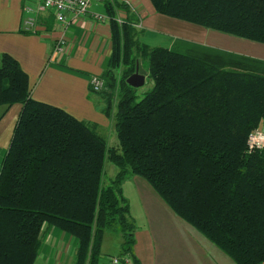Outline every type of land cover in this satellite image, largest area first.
I'll return each instance as SVG.
<instances>
[{"label":"trees","instance_id":"obj_1","mask_svg":"<svg viewBox=\"0 0 264 264\" xmlns=\"http://www.w3.org/2000/svg\"><path fill=\"white\" fill-rule=\"evenodd\" d=\"M150 1L160 14L264 43V0ZM103 5L110 53L99 74L104 88L95 92L117 146L95 122L32 97L18 60L0 55V104L20 103L0 167V264H33L44 225L75 237L72 264H99L104 232L118 225L119 254L141 264L122 193L130 173L236 264L264 262V145L246 143L264 119V59L186 39L149 44L133 14L116 20L124 4ZM53 21L52 11L36 18L47 30ZM137 58L147 60L153 81L139 99L126 81ZM106 158L117 171L103 184Z\"/></svg>","mask_w":264,"mask_h":264},{"label":"crops","instance_id":"obj_2","mask_svg":"<svg viewBox=\"0 0 264 264\" xmlns=\"http://www.w3.org/2000/svg\"><path fill=\"white\" fill-rule=\"evenodd\" d=\"M131 1L140 14L142 29H146L142 30L145 37H152L155 34L151 31L158 30L169 35L167 46H174L177 39L210 45V40L204 42L194 37L198 35L186 32L192 24L157 14L149 3ZM28 2L30 0H0V55L8 52L18 60L28 75L32 97L58 105L77 118L95 122L106 140L109 133L113 137V121L101 109L103 94L91 90L89 84L90 75L102 72L110 53L108 20H98L93 15L94 12H105L103 2H91L86 13L69 16L65 24L53 21L49 30L41 22L37 23L36 31H24L21 28L26 13L23 6ZM49 12L42 11L36 16H45ZM193 29L198 28L194 26ZM61 34L68 45L61 54H53L54 42ZM206 35L207 31H200V36ZM226 37L229 44L212 46L264 59L263 42L254 44L249 41L255 40L237 35ZM241 45H253L260 52H247ZM19 111L20 103L0 104V167ZM114 139L117 141L116 134ZM122 193L136 222L133 252L141 264H236L201 231L176 214L143 176L127 175L122 182ZM40 235L36 261L67 264L76 245L75 237L51 225H44ZM119 252L120 249L113 255ZM111 256H102L101 261Z\"/></svg>","mask_w":264,"mask_h":264},{"label":"built area","instance_id":"obj_3","mask_svg":"<svg viewBox=\"0 0 264 264\" xmlns=\"http://www.w3.org/2000/svg\"><path fill=\"white\" fill-rule=\"evenodd\" d=\"M104 2L105 0H30L24 4L23 10L26 12L22 17L21 28L24 31H36V14L42 11H52L55 20L58 22H68L69 16H79L88 10L91 2ZM124 4L126 7H119L116 10L115 18L118 22L128 19V14H133L134 19L131 24L137 28H142V20L140 14L131 0H110ZM129 9V12L127 11ZM98 20H107L108 16L105 12L93 13ZM68 41L64 34L59 35L53 45V54H61L67 47ZM90 87L94 91H100L104 88V79L99 74H91L89 77ZM249 149L260 148L264 145V129L257 127L251 130L246 138ZM99 264H132L131 256L128 253L112 255L109 259L101 261ZM264 264V262L260 263Z\"/></svg>","mask_w":264,"mask_h":264},{"label":"rangeland","instance_id":"obj_4","mask_svg":"<svg viewBox=\"0 0 264 264\" xmlns=\"http://www.w3.org/2000/svg\"><path fill=\"white\" fill-rule=\"evenodd\" d=\"M141 1L143 2L144 5L149 3L152 6L150 0H141ZM157 14H159V13H157ZM163 16H166V15H163ZM167 18H169V17H167ZM181 21L186 22L187 24H192V25H190V26H192V28L188 27L187 28L188 30H186V32H188V33L191 32L190 34L198 35V36H194V37H197L199 39H203L204 42H208L210 40V45H220L219 43L229 44L230 42L228 40H225V38H227L226 36H234V34L223 32V31H220L217 29L207 28V27L195 24V23L184 21V20H181ZM194 26L196 28H198L199 30L193 29ZM142 30L145 31L146 29L137 28V36L139 37V39L146 41L149 44H159V45H164V46L169 45V42L167 41V37L169 35L167 33H164V32L161 33V32H158V30H153L151 32H153L152 34H155V35H153L155 37H153V36L152 37H145L142 34ZM202 30L207 31L206 36H200V31H202ZM183 35H185V34H183ZM185 36H187V35H185ZM249 42H255L254 44H256V42H258V41H249ZM230 45H233V44H230ZM240 47H242V49H245V51H247V52L252 51V52L258 53V51H259L253 45H241ZM140 62L142 64V67L146 69L147 68V60L142 59V60H140ZM152 84H153L152 79L148 76V74H146L144 83L137 87L136 99H139L143 95V92L145 90H147L148 88H150L152 86ZM259 126H260V128L264 129V119H262L260 121ZM114 138H115V131L113 133V137L110 135V133L107 134L108 145H114V146L118 145L116 139H114ZM116 171H117V166L106 158L104 161V171L102 174V183L108 184L110 182L111 178L116 173ZM130 174H133V173H130ZM121 239H122L121 231H120V227L118 225H115L113 228H107L104 232L103 241H102V247H101L102 256L108 257V256H111L113 254H116L120 249ZM73 254H74V248L71 252V257L69 258L67 264H72ZM33 264H43V263H41V261H38V260L36 261V259H35Z\"/></svg>","mask_w":264,"mask_h":264},{"label":"water","instance_id":"obj_5","mask_svg":"<svg viewBox=\"0 0 264 264\" xmlns=\"http://www.w3.org/2000/svg\"><path fill=\"white\" fill-rule=\"evenodd\" d=\"M146 74L147 70L142 67L140 59L137 58L135 62V69L129 76H127L126 81L130 85L138 87L144 83Z\"/></svg>","mask_w":264,"mask_h":264}]
</instances>
